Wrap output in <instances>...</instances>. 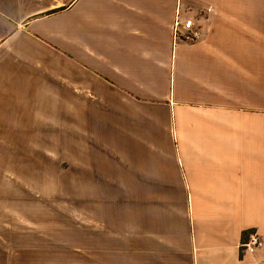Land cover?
Wrapping results in <instances>:
<instances>
[{
  "label": "crops",
  "instance_id": "0c3cea01",
  "mask_svg": "<svg viewBox=\"0 0 264 264\" xmlns=\"http://www.w3.org/2000/svg\"><path fill=\"white\" fill-rule=\"evenodd\" d=\"M178 17L196 42L176 41ZM50 60L77 86L99 79L106 105L137 107L135 264H264V247L242 246L264 241V2L0 0V122ZM145 116L157 125L141 135Z\"/></svg>",
  "mask_w": 264,
  "mask_h": 264
},
{
  "label": "rangeland",
  "instance_id": "374dc122",
  "mask_svg": "<svg viewBox=\"0 0 264 264\" xmlns=\"http://www.w3.org/2000/svg\"><path fill=\"white\" fill-rule=\"evenodd\" d=\"M51 63L24 75L16 122H0V264H135L137 107L106 105L89 88L99 79L82 71L77 86ZM152 124L145 116L141 135Z\"/></svg>",
  "mask_w": 264,
  "mask_h": 264
},
{
  "label": "built area",
  "instance_id": "2783aa9c",
  "mask_svg": "<svg viewBox=\"0 0 264 264\" xmlns=\"http://www.w3.org/2000/svg\"><path fill=\"white\" fill-rule=\"evenodd\" d=\"M201 27L194 20L181 21L178 17L176 23L175 39L187 42H196L201 36ZM243 248L250 254H256L264 247V241L256 231L246 233Z\"/></svg>",
  "mask_w": 264,
  "mask_h": 264
}]
</instances>
